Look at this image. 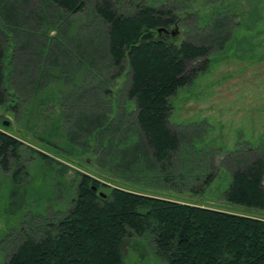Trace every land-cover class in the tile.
I'll return each instance as SVG.
<instances>
[{"label":"rangeland","instance_id":"374dc122","mask_svg":"<svg viewBox=\"0 0 264 264\" xmlns=\"http://www.w3.org/2000/svg\"><path fill=\"white\" fill-rule=\"evenodd\" d=\"M113 2L117 15H122L121 1ZM229 2L240 15L233 38L208 58L203 72L170 99L169 124L176 131L186 171L174 165L175 176L168 185L157 176L152 159H146L151 156L144 141H138L137 150L124 148L135 143L133 136L138 132L132 117L134 106L126 96L128 67L118 70L107 58V26L94 17L92 3L88 1L81 14L66 17L65 21L43 0H0L7 95L0 106V134L20 144L17 160L8 159L6 169L0 165V264H6L8 255L24 240L42 236L43 230H37L40 226L64 216L72 206L80 176L97 182L98 193L121 190L264 221V211L231 205L223 197L230 182L228 170L249 163L245 158L233 165L225 155L257 145L264 135V0ZM53 17L62 25V37L58 36L65 48L62 52L52 47L45 56L44 20L52 21ZM49 30V36L55 37V31ZM178 31L174 34L177 44L183 38ZM217 36H202L196 41L212 45ZM81 57L89 60L87 65L92 70L81 86L77 76L74 84L67 85L64 79L57 81L45 74V66L68 67ZM203 60L187 64L186 72L201 66ZM37 80L42 88L32 100ZM105 90L110 95L103 94ZM4 121L7 127L2 125ZM95 127H108L101 137H112L118 144L124 141L121 149H127L126 153L121 157L106 155L105 164L107 138L101 146L91 137L99 133ZM115 127L118 130L114 133ZM83 134L88 138L86 146ZM141 157L149 160L148 168ZM114 163L120 165L114 167ZM196 172L199 178L190 180ZM171 173L166 171L168 176ZM209 173L213 180L202 186ZM141 242L137 251L129 248L124 264H161L146 240L141 238Z\"/></svg>","mask_w":264,"mask_h":264},{"label":"trees","instance_id":"16d2710c","mask_svg":"<svg viewBox=\"0 0 264 264\" xmlns=\"http://www.w3.org/2000/svg\"><path fill=\"white\" fill-rule=\"evenodd\" d=\"M88 1L92 3L94 17L107 26L106 55L111 65L118 70L128 67L126 96L134 106L132 117L138 132L133 136L135 143L124 148L137 150L138 141H144L151 156L146 159H152L150 163L158 170L157 176L170 185L175 176L174 165L186 171L176 131L169 124L170 99L203 72L208 58L233 38L240 15L229 0H120L122 15H117L114 0H43L65 21L66 17L81 14ZM54 19L44 20L46 33L42 51L45 56L52 47L62 52L65 48L58 36L62 37L59 31L62 25ZM69 27L65 29L68 31ZM49 29L55 31V37L49 36ZM179 29L183 38L177 44L174 34H179ZM216 34V44L196 41L199 37ZM1 43L0 40V106L7 98L6 56ZM199 59H204L203 64L187 73V64ZM87 63L89 60L81 57L71 66H45L44 71L57 81L64 79L67 85L74 84L77 76L81 86L92 73ZM42 70L40 66L39 74ZM59 70L64 73L60 74ZM41 88L37 80L32 100L39 96ZM105 91L103 94L110 95ZM95 129L99 133L91 137L103 146L107 137H101L103 130ZM117 130L115 127L112 131ZM84 138L86 146L89 142L87 136ZM106 142L104 160L111 153L121 157L127 151L121 149L122 140L118 144L108 137ZM19 145L14 138L0 134L3 169L7 168L8 159L17 160ZM225 156L233 165L245 158L249 163L245 167L232 165L228 170L230 182L223 194L224 200L234 206L264 211V135L257 145ZM141 163L147 167L149 160L141 157ZM166 171L172 172V176ZM19 174L20 171L15 172L13 183ZM197 174L199 172L196 176L191 174L190 180H197ZM205 175L202 186L210 185L213 180V174ZM93 187H96L95 192ZM105 195L104 199L98 195L97 182L92 178L80 176L72 206L64 216L40 226L37 230L42 229L43 235L24 240L8 255L6 264H124L127 251L129 248L137 251L141 238L161 264H264L263 220L121 190Z\"/></svg>","mask_w":264,"mask_h":264},{"label":"water","instance_id":"95a60500","mask_svg":"<svg viewBox=\"0 0 264 264\" xmlns=\"http://www.w3.org/2000/svg\"><path fill=\"white\" fill-rule=\"evenodd\" d=\"M2 125H3L4 127H7L9 124H8V122L4 121ZM92 191L95 192V191H96V187H93V188H92ZM98 195H99L100 197H102L103 199L106 197L105 194H103V193H98Z\"/></svg>","mask_w":264,"mask_h":264}]
</instances>
